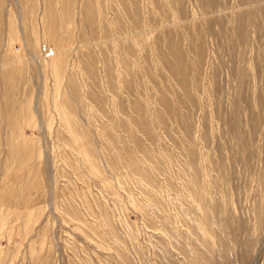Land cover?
I'll list each match as a JSON object with an SVG mask.
<instances>
[{"label":"rangeland","instance_id":"obj_1","mask_svg":"<svg viewBox=\"0 0 264 264\" xmlns=\"http://www.w3.org/2000/svg\"><path fill=\"white\" fill-rule=\"evenodd\" d=\"M0 264H264V0H0Z\"/></svg>","mask_w":264,"mask_h":264}]
</instances>
